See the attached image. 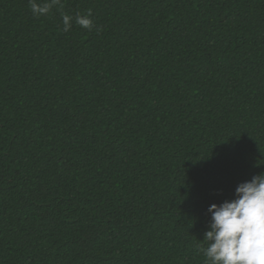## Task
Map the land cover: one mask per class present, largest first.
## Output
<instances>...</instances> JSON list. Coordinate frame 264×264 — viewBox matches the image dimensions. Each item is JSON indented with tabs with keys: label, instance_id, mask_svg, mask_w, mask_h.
<instances>
[{
	"label": "trees",
	"instance_id": "1",
	"mask_svg": "<svg viewBox=\"0 0 264 264\" xmlns=\"http://www.w3.org/2000/svg\"><path fill=\"white\" fill-rule=\"evenodd\" d=\"M62 2L0 0V264H204L264 172V0Z\"/></svg>",
	"mask_w": 264,
	"mask_h": 264
},
{
	"label": "clouds",
	"instance_id": "2",
	"mask_svg": "<svg viewBox=\"0 0 264 264\" xmlns=\"http://www.w3.org/2000/svg\"><path fill=\"white\" fill-rule=\"evenodd\" d=\"M32 13L45 16L55 8H63L62 0H29ZM91 10L75 16L61 13V31L67 33L73 23L91 30ZM205 245H197L204 264H264V172L240 182L233 199L212 203Z\"/></svg>",
	"mask_w": 264,
	"mask_h": 264
}]
</instances>
